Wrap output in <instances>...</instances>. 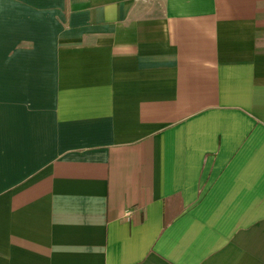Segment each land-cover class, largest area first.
<instances>
[{
    "label": "crops",
    "instance_id": "0c3cea01",
    "mask_svg": "<svg viewBox=\"0 0 264 264\" xmlns=\"http://www.w3.org/2000/svg\"><path fill=\"white\" fill-rule=\"evenodd\" d=\"M0 264H264V0H0Z\"/></svg>",
    "mask_w": 264,
    "mask_h": 264
}]
</instances>
